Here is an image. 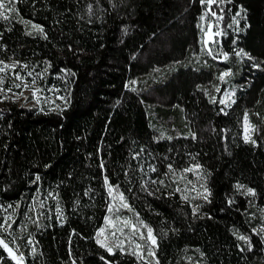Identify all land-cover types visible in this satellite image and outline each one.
<instances>
[{
	"label": "trees",
	"instance_id": "trees-1",
	"mask_svg": "<svg viewBox=\"0 0 264 264\" xmlns=\"http://www.w3.org/2000/svg\"><path fill=\"white\" fill-rule=\"evenodd\" d=\"M13 7L0 18L1 59L61 100L53 109L0 100V226L11 225L0 236L24 264H144L97 243L118 195L156 237L151 264H264V0ZM209 8L222 19L205 44L203 20L219 22L201 19ZM0 264H17L2 246Z\"/></svg>",
	"mask_w": 264,
	"mask_h": 264
},
{
	"label": "rangeland",
	"instance_id": "rangeland-1",
	"mask_svg": "<svg viewBox=\"0 0 264 264\" xmlns=\"http://www.w3.org/2000/svg\"><path fill=\"white\" fill-rule=\"evenodd\" d=\"M5 14L7 13L5 12ZM217 16L221 17L219 13L217 14ZM220 21L221 19L219 20V22H214L212 20H208V21L203 20L202 24H203L204 42L208 41L210 43L213 41V39H215L214 33H216L217 31L220 32V28L217 27L220 25ZM209 24H212L213 27L209 32V35L206 36L205 32H208ZM215 24L217 27L216 29L214 27ZM0 61H2L3 64L15 65V67H9L4 72H0V78L3 79V83L0 84V87H2L5 90H7L8 88L12 89L11 92H7V91L0 92L2 96L0 100L5 99L4 97L7 96L8 98H11L12 100L16 101L18 104L37 105L40 108L48 107L50 109L56 108V106H58L61 103L60 95L58 93V88L56 86L43 85L42 83H40L39 77L35 75V73L33 74L31 69H28L25 65L19 64L13 60L1 59V57H0ZM2 66L3 65L0 64V67ZM29 73H31V75H29ZM17 74L23 77V82L21 80L16 79ZM33 81H35L34 84ZM22 83H27L30 86L27 88L23 86L20 88L14 87L15 84H22ZM36 89H39V91H36ZM34 92L35 95L33 94ZM233 96H234V90L232 88H226L225 91L222 92L220 101L225 100L226 103H224L223 105L227 106L232 101ZM245 117L242 120V135L244 139L246 136H248L251 139L253 128L250 125L248 118L245 119ZM191 168L194 177L200 175L198 170L199 167H197V165H192ZM152 170H153L152 164H147V171H146L147 173H145L146 175H145L144 183L150 191L156 192L158 183L155 179L151 178L148 175L152 172ZM193 184L195 183L193 182ZM194 187L195 190L199 192L198 185L195 184ZM120 197H121L120 195L112 197L110 204L111 211L107 215L106 217L107 219H105L104 225L102 226V228L104 229V233L99 237L97 236V239L104 241V243L107 244L108 247H111L113 251L116 249L120 251H124V250L130 251L133 254H135L136 257L139 258L144 264H151L153 260L152 259L153 256L149 255L148 253L149 251H153V245L149 240H147L148 227L143 223L139 222L136 218L123 213L122 209L125 207H123L124 202L123 200H121ZM8 228H9L8 224L6 223L2 224L3 230L7 231ZM142 236L144 238H142ZM0 239H4V238L0 236ZM5 242L8 243L6 240ZM8 245L9 248L13 250V254H15L16 256H21L20 254L17 253L15 247L10 245L9 243ZM137 245H140V248H137ZM5 251L11 258H13V256L10 255L6 249ZM15 261L17 262V260ZM23 264H24V258H23Z\"/></svg>",
	"mask_w": 264,
	"mask_h": 264
},
{
	"label": "snow or ice",
	"instance_id": "snow-or-ice-1",
	"mask_svg": "<svg viewBox=\"0 0 264 264\" xmlns=\"http://www.w3.org/2000/svg\"><path fill=\"white\" fill-rule=\"evenodd\" d=\"M218 2H220V0H201V3H202V4H207V5H209V6L212 5V4H214V3H218ZM6 11H7V12H13V11H15V8L13 7V0H0V18H3V19H8V18H9V17L5 14ZM209 14H210L211 16H215L216 19H217V21H219L220 19H222V17L217 16V13H216V12L211 11L210 8H209V12H206L205 15L201 17V19H202V20L205 19V17L208 16ZM237 15H239V13H237ZM233 22H234V23H237V24L239 23V21L236 20L235 17H233ZM32 27L35 28V29H37V30H39L40 32H43V28H41V27L38 26V25L33 24ZM212 27H213L212 24H209V25H208V32H205V35H206V36L209 35V32L211 31ZM229 27H230V26H229ZM202 30H203V29H202ZM214 35H220V33L217 31L216 33H214ZM45 38H46V37H45ZM210 38H211V37H210ZM207 43H208V41H205V44H207ZM208 51H209V53L211 54V49H208ZM234 54L237 55V56H248V54H247L246 52H244L243 49H240L239 51L235 52ZM223 55H224V58H225V59L228 58V53H224ZM249 59H251V57H249ZM0 64L3 65L2 67H0V72H4V71H5L6 69H8L9 67H15V65H7V64H3L2 61H0ZM29 75H31V73H29ZM228 75H230V72H224L220 78L223 79L225 76H228ZM16 79L21 80V81L23 82V77H21L19 74L16 75ZM2 83H3V79L0 78V84H2ZM34 83H35V81H33V84H34ZM22 86L25 87V88H27V87H29L30 85H28L27 83L15 84V85H14V87H16V88H20V87H22ZM2 91L11 92L12 89H11V88H8L7 90H5V89H3L2 87H0V92H2ZM36 91H39V89H36ZM33 94L35 95V92H34ZM21 95H22V93H21ZM4 98L7 99L8 97L5 96ZM220 103H221V104H224V103H226V101H225V100H221ZM245 119H247V117H245ZM246 131H247V129H246ZM249 139H250V138H249L248 136L245 137L246 142H247ZM253 142H254V141H253ZM102 166H103V165H102ZM169 167H171V166H169ZM197 167H199V166L197 165ZM153 170H154V169H153ZM191 170H192V169H186V171H191ZM37 179H39V177H37ZM105 183H106V184L108 183L107 177H105ZM238 187H242V186H241V185H238ZM111 191H112V188L109 187V193H110V194H111ZM205 191H207V189H205ZM248 192H249L250 194H253V195H254V190H253V189H248ZM120 198H121V200H123V196H122V195H121ZM205 199H207L206 196H205ZM123 207H129V205H127L126 203H124V204H123ZM109 211H111V208L109 209ZM106 219H107V218H106ZM126 223H127V222H126ZM8 226L10 227L11 225H8ZM0 227H2V226H0ZM133 227H135V226H133ZM103 233H104V229L101 228V229L99 230V232L97 233V236L99 237V236H101ZM147 233H148V235H147V240H149V241L151 242L152 245H156V243H157V241H156V237L152 234V229H151L150 227L147 228ZM142 238H144V237L142 236ZM240 239H241V240H245V242H248V238H247V237L241 236ZM97 243H99L102 247H105L109 253H112L113 249H112L111 247H108L107 244L104 243V241H102V240H100V239H97ZM0 246L4 247V248L9 252V254L13 256V259L17 260V264H23V257H22V255H21V256H16L15 254H13V250H12L11 248H9L8 243H6L4 239H0ZM137 248H140V245H137ZM121 250H122V249H121ZM148 254L151 255V256H155V252H154V251H149ZM157 264H158V262H157Z\"/></svg>",
	"mask_w": 264,
	"mask_h": 264
}]
</instances>
